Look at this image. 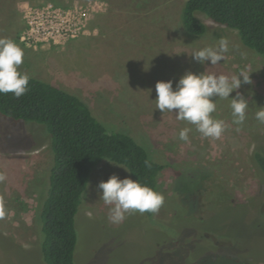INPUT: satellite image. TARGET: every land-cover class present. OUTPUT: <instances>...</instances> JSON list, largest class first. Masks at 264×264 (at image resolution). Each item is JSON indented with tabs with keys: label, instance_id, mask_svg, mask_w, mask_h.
Masks as SVG:
<instances>
[{
	"label": "rangeland",
	"instance_id": "obj_1",
	"mask_svg": "<svg viewBox=\"0 0 264 264\" xmlns=\"http://www.w3.org/2000/svg\"><path fill=\"white\" fill-rule=\"evenodd\" d=\"M24 2H96L98 7L87 34L34 50L18 40ZM183 4L184 0H0V38L13 40L23 50L19 71L77 95L100 121L133 135L151 158L164 164L157 177L164 203L152 217L182 231L189 261L187 254H180L187 264L205 254L216 259L214 264H230V257L241 264H264V181L252 159L253 150L264 151V123L255 116L264 108V57L245 46L235 29L200 12L194 13L205 25L204 32H189L181 22ZM221 40L227 41L228 51L219 63L201 64L192 58L194 51L216 47ZM188 71L229 78L249 73L251 83L242 82L230 98H212L213 118L226 125L218 139L202 137L194 125L177 120L175 110L162 113L155 108L156 82L171 80L175 88ZM237 92L249 104L239 126L232 123L230 107ZM186 127L191 129L188 142L179 139ZM49 142L42 125L0 114V172L7 177L0 183V264H41L37 212L51 162ZM113 174L128 177L121 165L108 160L92 169L76 219V264H182L171 242L145 224L141 214H127L118 225L109 222V206L99 198L98 183ZM199 175L219 182L232 207H209L205 191L197 187ZM185 198L196 201L193 209L187 208ZM222 231L229 234L223 236ZM209 262L204 257L201 264Z\"/></svg>",
	"mask_w": 264,
	"mask_h": 264
},
{
	"label": "trees",
	"instance_id": "obj_2",
	"mask_svg": "<svg viewBox=\"0 0 264 264\" xmlns=\"http://www.w3.org/2000/svg\"><path fill=\"white\" fill-rule=\"evenodd\" d=\"M194 12L235 29L245 46L264 57V0H184L181 12L184 28L193 34H202L205 25ZM0 114L12 120L40 124L49 135L51 162L37 212L41 264H76L77 214L92 169L102 160L121 165L129 178L158 192L157 177L164 164L151 158L145 146L133 135L100 121L73 93L29 76L28 90L22 97L16 98L12 93L0 94ZM252 159L264 181V151L256 148ZM197 180L200 181L197 187L205 191L209 207L221 208L225 203L232 207L219 182L209 180L205 175H199ZM197 180L193 178V181ZM183 202H187V208L191 209L196 205L193 199L185 198ZM141 215L145 224L155 226V230L163 233V239L171 242L175 257L187 264L186 258L180 254L186 256L189 250L183 242L182 231L154 219L152 213ZM220 234L226 236L229 233L222 231ZM207 255L193 259L191 263L201 264L205 257L209 264H214L216 259L212 261ZM231 259L226 258V261L241 264ZM220 262L217 264H228Z\"/></svg>",
	"mask_w": 264,
	"mask_h": 264
},
{
	"label": "clouds",
	"instance_id": "obj_3",
	"mask_svg": "<svg viewBox=\"0 0 264 264\" xmlns=\"http://www.w3.org/2000/svg\"><path fill=\"white\" fill-rule=\"evenodd\" d=\"M228 51V43L221 40L216 47H205L194 51L192 58L198 63L205 61L215 65L224 59ZM23 50L11 39L0 38V94L12 93L16 98L22 97L28 90L29 76L18 71L23 63ZM251 83L249 73L243 72L229 78L226 75H215L185 72L177 81L175 88L173 82L157 81L155 84L156 106L162 113L175 110L176 119L187 121L194 125L204 138L218 139L225 131V123L214 119L212 113L216 111L213 97L230 98V93L240 88L241 83ZM232 123L241 125L246 119L248 101L239 92L231 98ZM256 119L264 123V108L255 113ZM190 128L179 131V139L189 140ZM7 179L0 172V183ZM99 198L109 206L108 220L112 224H120L127 214L131 213H157L164 203L161 193L142 185L136 179L129 177L119 178L113 174L107 180L98 183ZM4 215L0 210V217Z\"/></svg>",
	"mask_w": 264,
	"mask_h": 264
},
{
	"label": "built area",
	"instance_id": "obj_4",
	"mask_svg": "<svg viewBox=\"0 0 264 264\" xmlns=\"http://www.w3.org/2000/svg\"><path fill=\"white\" fill-rule=\"evenodd\" d=\"M96 6V2L68 6L24 2L20 6L23 25L18 40L34 50L63 45L89 32V21Z\"/></svg>",
	"mask_w": 264,
	"mask_h": 264
}]
</instances>
